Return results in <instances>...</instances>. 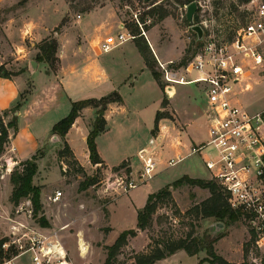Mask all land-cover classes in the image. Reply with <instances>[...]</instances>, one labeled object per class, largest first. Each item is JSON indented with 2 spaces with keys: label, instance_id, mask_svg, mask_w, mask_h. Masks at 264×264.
<instances>
[{
  "label": "rangeland",
  "instance_id": "374dc122",
  "mask_svg": "<svg viewBox=\"0 0 264 264\" xmlns=\"http://www.w3.org/2000/svg\"><path fill=\"white\" fill-rule=\"evenodd\" d=\"M161 1L172 15L157 22L156 17L146 15L149 7L144 0H0V60L11 61L10 66L2 64L0 68H5L11 77L23 83L21 88H23L22 94L25 95L31 90L32 84L20 78L22 67L19 62L12 63L14 54L10 48V38L15 36L17 26H22L23 20L29 15L31 21L38 26H55L51 31L53 37L55 29L58 26L61 28L62 23L75 25L79 20L78 15L81 16L85 12L105 5H110V8L115 10L126 28L132 26L136 33L146 32L155 47L159 48L160 57L163 56L162 53L172 55L178 65L185 57L191 59L197 35L186 18L188 5L184 3L186 0H158ZM201 2L204 6L196 13L197 21L212 18V32L220 40H227L247 21L245 9L247 3L242 0H201ZM103 17L95 14L93 22L97 23ZM88 18L84 16L83 21ZM114 21H110L111 27ZM8 27L11 29L6 31ZM119 33L121 32L112 30L107 42L117 43ZM72 35L73 33L69 32L70 38ZM144 37L148 41L145 34ZM26 45L32 48L30 39H26ZM119 50L116 49L115 52H121ZM154 56L157 67L158 60L155 53ZM158 71L161 73L159 69ZM196 75L197 72L193 74ZM161 81L164 83L162 73ZM205 95V83L176 84L171 93L179 109L180 118L192 123L191 132L197 141L206 140L208 137L209 123L205 115ZM237 97L252 112L264 109V62L262 65L250 68L245 81L240 84ZM69 111L68 107L52 111L44 121H53L60 115L64 117ZM166 112H169L172 118L161 120L159 128L152 133L153 138H157L161 132L165 136L157 147L152 148V144L148 145L150 138V133L146 129L148 126H142L137 131L132 126L136 133L134 138L121 137L118 141H114V144L103 138L98 140L101 149L113 161L122 153L130 157L129 160H124L114 167H108L104 163L94 164L90 158L81 163L75 154L73 158L65 151L62 153L63 140L53 139V136L40 143L36 153L38 170L33 177V183L41 187L42 210L37 217H34L33 213L28 211V209L32 211L31 202L28 198H22L20 205H11V214L17 215L19 212L34 227L40 224L38 218L44 215L50 224L46 234L57 232L67 250L70 264H105L108 254L106 247L112 245L119 234L127 229H134L136 234L128 237L127 243L118 251L114 264H135L137 255L148 254L156 247L163 248L167 242L186 238L189 234L199 237L208 234L213 238L218 235L223 236L225 233L233 234L240 243H243V260L240 264H264V262L252 263L248 258L251 241L242 218L228 223L225 232L213 234L216 219L203 217L197 209L211 196V193L208 189L199 186L185 183L175 188L171 187L172 197L158 204L151 225L145 230L137 228L138 211L144 207L151 192L170 186L185 170L210 180V174L200 154L185 155L186 158L176 160L179 148L183 149L184 153L187 152V148L179 143L184 125L176 121L170 110ZM9 120L11 115L5 118V122ZM146 121L148 120L143 119L142 124ZM161 122L163 131L160 128ZM164 124L168 127L165 128ZM150 125L153 127L152 122ZM73 133L74 147L82 154L81 149H87L86 141L81 135H75V131ZM11 135H13L12 129ZM7 146L8 149L11 147L9 144ZM143 146L151 147L154 157L157 158L160 165L156 172L162 170L150 181L143 180L139 175L142 171V162L138 150ZM8 149L6 148L4 153H7ZM71 150L73 151L72 148ZM172 158L176 162L173 166H168V161ZM23 161L16 163L6 177H3L6 173L5 167H0V202L11 199V191H13L11 175L17 170L22 172ZM4 165L6 166V162ZM130 180L137 184L135 188L129 187ZM58 190L62 191V196L59 201L53 202L50 197ZM4 235L0 224V238ZM223 254L228 255L224 249ZM197 255L200 260H204L207 252L203 250ZM205 262L203 261L202 264Z\"/></svg>",
  "mask_w": 264,
  "mask_h": 264
},
{
  "label": "crops",
  "instance_id": "0c3cea01",
  "mask_svg": "<svg viewBox=\"0 0 264 264\" xmlns=\"http://www.w3.org/2000/svg\"><path fill=\"white\" fill-rule=\"evenodd\" d=\"M95 14L104 17L97 23H94L93 15ZM84 16L89 17L88 20L83 21ZM111 20H115L112 27L109 24ZM76 23L75 25L66 24L61 27L59 32H54L53 37H56L58 40L57 56L59 58L58 67L55 72H49V64L45 61H39L36 58L39 51L37 43H40L46 38H50L51 31L55 26H38L31 21L28 15L27 19L23 20L22 26L17 24L15 36L10 38V48L14 54L12 63H20L22 67L20 68V78L31 82L32 88L27 93L22 106L18 110L19 129L17 133L13 132V135H10L9 145L11 147L8 149V146H6L8 151L7 153H3L0 158V167H5V169L8 167L9 169L3 177L7 176L8 172L12 170V167L16 163L27 160L35 155L40 143H43L54 135L52 130L53 126L65 116L62 117L63 115H60L53 121L45 122V117L52 111L65 107L71 110L73 101L101 98L114 91H118L121 94L123 102H112L108 105L105 111V118L107 120L106 129L96 137L99 154L103 159V163L108 167L117 166L124 160H129L130 157L128 154L122 153L120 157H117V160L113 161L101 149L98 140L103 138L112 141V144H114V141H118L121 137L129 136L134 138L136 134L134 130L137 131L142 126H148L146 128L148 133H150L148 145L152 144V129L155 125V117L159 110H170L176 121L184 125L179 143L181 142L187 148V152L184 153L183 149L179 148L176 154L181 158L180 160L186 158L185 155L193 154L190 151L193 144H198L208 139L209 133L206 140L197 141L191 132L192 123L186 120L183 121L180 118L179 109L174 97L171 96L175 87L169 91V96L167 97L169 103L167 107H163V99L167 93L163 91L152 71L148 68L145 59L136 45L135 37L128 38L121 43L117 42L118 45L111 47L110 50H104L103 45L108 44L107 37L112 30H117L126 35L130 32L120 21L115 10L110 8V5L98 7L83 13ZM10 29L11 27H8L6 31ZM69 32L73 33L72 38L69 37ZM143 33L147 36L153 53H155L160 61L167 62L174 60L172 55H165L163 53V56L160 57L158 53L159 48L155 47V44H153L146 32ZM26 39L31 40L32 48L26 45ZM116 49H120L119 51L121 52L116 53ZM33 61L37 63L35 67L31 66V62ZM10 62L1 59L0 65L10 66ZM21 84L23 83L17 78L0 76V113L7 108L13 107L20 99L23 91ZM97 116L98 108L93 106L85 107L66 135V140L81 163L89 159V150L88 147L87 149H81L82 154L76 150L72 139L73 132L75 131V135H81L86 141ZM143 119L148 121L142 124ZM165 119L163 118L161 120L163 121ZM151 122L153 127L150 125ZM164 127L167 128L168 125L164 124ZM160 128L163 131L162 122ZM160 136L162 140H155L152 148L162 143L165 138L163 132H161ZM59 139L61 140L60 137ZM146 146L141 147L138 153L140 150L147 148ZM150 148L148 147V149ZM4 159L6 166L4 165L5 162H3ZM157 163L160 165L158 161ZM2 164L3 166H1ZM180 174V177L189 175L191 177L201 178V176H195L189 170H185ZM154 178H151V180ZM13 204L11 199H8L7 202H0V224L5 235L10 232L11 227L17 221L29 222L19 212H17V215L11 214L10 210ZM38 226L40 228H48ZM225 229L226 226L218 233L225 232ZM214 246L217 254L224 257L229 263L240 264L242 262L243 243H240L233 234L225 233L215 242ZM223 249L226 250V253L230 257L223 254ZM199 261L200 257L198 255H189L185 250H178L166 258L156 261L154 264H199ZM21 264H28L26 258L23 257L21 259ZM205 264L210 263L206 261Z\"/></svg>",
  "mask_w": 264,
  "mask_h": 264
},
{
  "label": "built area",
  "instance_id": "2783aa9c",
  "mask_svg": "<svg viewBox=\"0 0 264 264\" xmlns=\"http://www.w3.org/2000/svg\"><path fill=\"white\" fill-rule=\"evenodd\" d=\"M194 1L198 10L204 6L201 0ZM245 9L247 21L235 30L234 38L218 39L212 32V18L197 21L205 36L188 63L179 66L175 60L162 62L157 57V68L166 93L176 84L205 83L209 137L193 144L190 151L201 155L210 180L222 187L229 206L245 222L251 241L248 258L258 263L264 262V109L250 111L237 95L250 68L264 62V0H249ZM134 37L131 32L119 33L118 42ZM107 43L103 45L105 51L118 45ZM196 72L198 75L193 76ZM155 140L162 138H153L152 144ZM138 156L142 162L139 175L150 180L157 173V158L148 148L140 150ZM180 159L177 156L176 160ZM176 160L170 159L167 165ZM5 171H9L8 167ZM128 185L137 186L133 180ZM61 196L62 191L58 190L50 198L57 202ZM47 230L17 221L0 238V264H21L23 257L28 264H70L57 232L47 235Z\"/></svg>",
  "mask_w": 264,
  "mask_h": 264
},
{
  "label": "trees",
  "instance_id": "16d2710c",
  "mask_svg": "<svg viewBox=\"0 0 264 264\" xmlns=\"http://www.w3.org/2000/svg\"><path fill=\"white\" fill-rule=\"evenodd\" d=\"M192 1L194 0H186L184 3L189 4ZM248 1L249 0H242V2L246 3ZM144 2H146L147 6L149 7L146 15L153 18L156 17L157 22L162 21L166 17L172 15V12L162 4V1L158 2V0H144ZM197 19L198 16L196 15V20ZM62 26H64V23L61 24V27ZM127 28L132 30L131 33L135 36L136 45L141 55L145 59L148 68L152 71L155 79L166 93V86L161 81V73L156 67V58L148 41L144 37V34H142L141 31L136 33V30L132 26ZM60 29V26H58L55 30L59 32ZM235 33L236 32L230 35L229 39L234 38ZM197 46H195L192 56L196 52ZM37 48L39 49L36 57L37 60L47 62L49 64V72H55L59 62V58L57 56L58 40L56 37H50L42 40L37 45ZM189 60L190 59L185 57L179 65H185ZM0 76L11 78V74L8 73L5 68H0ZM27 93H25V95L24 93H21L20 99L13 107L7 108L0 113V158L5 152L6 146L10 142L11 129L14 133H17L19 129L18 115H16L15 112H18L22 106ZM112 102H123V97L118 91H114L108 95L102 96L101 98H88L72 102V108L68 115L55 123L52 128L53 134L58 135L61 140H63L64 150L62 153L65 151L69 153L68 155H71L73 158H75V155L71 150L68 141L66 140V135L77 117H79L82 109L88 106H93L98 108V116L87 136L86 142L91 162L94 164L103 163V159L101 158L98 151L96 137L106 129L107 120L105 118V111L108 105ZM168 103L169 101L167 95H165V98L163 99V107H167ZM9 115H11V120L5 122V118ZM163 118L172 117L169 112L159 110L155 117V125L152 129V133L159 128V122ZM21 164L23 165L22 172L17 170L11 175V182L13 184L11 201L15 205H19L22 198H28L32 204L33 216L37 217L43 206L41 202V187L36 186L33 183V177L38 170L36 154L30 159L24 160L21 162ZM185 183L192 186L206 188L210 191L211 196L205 200L199 206V208H197L198 212L201 213L203 217H214L216 222H223L225 226H227L228 223H233L241 219L240 214L229 206L226 193L216 181L183 175L179 179L175 180L170 186L167 185L157 192H152L148 195L144 207L138 211L137 228L140 230L147 229L151 225L152 216L156 212L158 204L172 197L171 187L175 188ZM38 221L40 223L39 225L42 227L50 226L44 215L40 216ZM135 234L136 233L134 229L122 231L116 238L115 242L112 245L106 247L108 254L105 264H114L118 251L127 243L128 237L134 236ZM220 237H222V235L211 238L208 234L200 237L189 234V236L186 238L167 242L163 248L156 247L148 254L137 255L135 257V264H154L156 261L164 259L174 254L178 250H185L189 255H197L199 252L206 250L207 257L204 260H200L199 264H202L203 261H208L210 264H231L215 251L214 244ZM245 252H247V250H245Z\"/></svg>",
  "mask_w": 264,
  "mask_h": 264
},
{
  "label": "water",
  "instance_id": "95a60500",
  "mask_svg": "<svg viewBox=\"0 0 264 264\" xmlns=\"http://www.w3.org/2000/svg\"><path fill=\"white\" fill-rule=\"evenodd\" d=\"M197 10H198V4L196 1H192L191 3H189L187 5L186 18H187L188 22L190 23L192 30L197 35L196 46L199 45L201 42H203L204 36H205V30H204L203 26L198 24L197 20H196ZM36 65H37V63L35 61L31 62L32 67H35ZM17 113L18 112H15L16 115H17ZM53 139L59 140L58 135H56V134L53 135ZM224 228H225V225L223 222H216L214 224V233H218L219 231H221Z\"/></svg>",
  "mask_w": 264,
  "mask_h": 264
}]
</instances>
